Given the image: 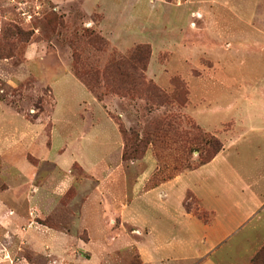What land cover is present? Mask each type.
Segmentation results:
<instances>
[{
    "label": "rangeland",
    "instance_id": "rangeland-1",
    "mask_svg": "<svg viewBox=\"0 0 264 264\" xmlns=\"http://www.w3.org/2000/svg\"><path fill=\"white\" fill-rule=\"evenodd\" d=\"M30 44L37 45V52L27 58ZM138 45L151 51L144 75L167 97L165 103L146 100L140 88L130 95L101 88V108L94 107V98L80 82L49 73L57 66L74 74V66L80 73L101 71L108 60L127 56ZM0 104L9 110L0 115V136L21 131L26 120L39 122L40 138L52 140L50 157L56 158L57 148L68 144L57 158L66 164L75 158L89 173L78 164L71 166L77 180L52 204L49 216L30 212L34 221L19 223L21 231L10 234L0 223V264H141L136 247L125 246L119 237H109L106 254L95 262L72 239L63 256L32 250L25 234L43 251L45 236L31 226L86 239L89 232L80 223H96L98 218H90L99 209L105 223L118 227L119 220L109 217L110 203L116 209L115 200L133 199L145 187L191 170L220 145L216 160L200 176L174 185L173 194L185 184L191 190L199 186L206 199L221 197L222 215L235 217L236 226L228 230L214 260L245 264L249 251L261 244L249 264H264V0H0ZM119 123L139 143L136 152L128 149L125 159L117 139ZM148 150L154 158L150 165L143 160ZM24 151L19 147L11 158L18 169L29 162ZM6 158L1 167L13 170ZM28 159L36 163L33 156ZM191 194L183 205L207 221L209 212ZM87 197L84 222L81 203ZM140 201L131 202L126 211L134 223L142 213L155 214ZM259 202L262 206L252 217L238 223ZM11 206L4 204L1 210ZM158 223L172 222L161 217ZM132 230L128 234L136 238ZM171 233L167 226L161 237L164 256L170 253ZM54 243L60 245L59 240ZM191 247L193 243H184L183 251Z\"/></svg>",
    "mask_w": 264,
    "mask_h": 264
},
{
    "label": "crops",
    "instance_id": "crops-1",
    "mask_svg": "<svg viewBox=\"0 0 264 264\" xmlns=\"http://www.w3.org/2000/svg\"><path fill=\"white\" fill-rule=\"evenodd\" d=\"M36 48L37 45L34 44L28 46L26 52L27 58L36 55ZM61 67L57 66L56 70L53 69L52 72L49 70V73L55 74L56 72L58 74L57 78L67 77L71 80H76V82H80V84L85 87L71 70L67 69L66 66ZM58 68L60 69L59 72ZM86 90L94 98V100H91L94 107L101 108V101H98L87 88ZM53 98L52 112L54 114L57 107V100L54 92ZM4 110L9 111L7 107L4 108L3 105L0 104V115L3 114ZM103 111L105 115L113 121L104 109ZM80 117L84 118L83 114H80ZM195 121L205 129L196 119ZM2 122L4 123V121L0 120V124ZM24 122L21 131L20 129H17L14 134H4V136H0V223L6 224L7 227H4L3 232L5 233L9 230L8 234H10V231L18 232V230H20V225H22L19 223H26V221L27 223H32L34 220L33 217L29 215L30 212L32 215L35 212L39 216H49L51 214L53 211L52 204L55 203V201H57L59 197L62 196L77 180L76 176L70 172L72 165L78 164L81 170L89 175V173L85 171L82 163L75 158H73L69 164H66L65 162L63 163L57 158L68 148V144L59 146L56 151V158H51L50 153L53 145L52 143L48 145V141L51 137L47 136L45 140L40 138L42 134L39 136L38 133L40 131L37 129V127L39 128L41 126L39 122L32 123L27 120ZM43 129L44 127H41L40 130ZM117 129L119 131L118 126ZM41 139L42 144H40ZM117 139L121 156L124 147L121 133L120 137H117ZM19 147H23L25 150L23 152L24 156L30 162V165H28V162L27 166L24 164L19 166L20 169L14 166V164L16 165L14 161H11V158L15 157V153L18 151ZM62 148L64 151H61ZM38 149H42V153L39 152L40 154H37ZM30 151H35L36 153L31 154ZM220 153L221 152H219L211 161L198 168L181 173L157 186L149 188L145 187L142 192H140L141 194H136L133 199H129L128 196H123L121 202L115 200L117 203V205H115L116 209L114 206L112 207L113 204L110 203L109 217H112V220H114V218L119 220L120 223H118V227L114 225L115 223H105V218H103L99 209L96 211L97 216L93 217L92 214L90 218L94 221L98 218V220L95 221L96 223H80V228L83 230L86 229L89 232L88 238L86 239L77 237L75 239V237H72L68 232L57 231L48 226L46 229L31 226V228L37 229L45 236L43 251L39 248V243L35 238L27 236L24 232L22 234H25V240H27L28 244L32 246V250L37 248L36 250L45 254L47 252H60L63 256L67 254V244H69L72 239L78 248L84 250L85 253L90 255L89 261L91 260L95 262H97L103 254H106V243H108L109 237L112 236L114 238H121L124 241L122 243L126 244L125 246L131 244V246H135L141 264H226V262H217L213 257L223 244L226 235L229 233L228 230L231 227L236 226L237 222L233 215H230L228 218L221 214L224 203L221 197H215L213 194V199H206L199 186H194L193 190H191L187 184H185L184 188H180L176 196L173 194L174 185L175 187L181 185V183L184 182V178L187 179L190 176H200L201 172L214 162ZM149 154L150 157H148ZM28 155L33 156L36 163L31 162L28 159ZM4 157H9L8 159H5L6 162L4 163H7L8 161V163L11 164V166L9 164L8 169L12 167L13 170H5L1 167V164L3 163L2 159ZM143 160L147 165L154 162V158L149 150ZM147 169L146 174H148L147 179H149V166H147ZM3 176L7 178L5 179ZM20 178L25 179L26 183L21 185L20 183L23 181H21ZM23 187L26 188L23 189ZM76 190L77 193H80L78 189ZM187 191H190L197 198L198 206L201 210L209 212L210 218L207 221H203L193 212L185 210L183 200ZM241 191L244 192V189ZM142 198L148 199L146 201ZM87 199L88 197L81 203L82 219L84 222V215L86 214L84 207L86 206L85 203ZM138 199H141V201L143 200V202L146 201V206L148 208L151 207L152 209L153 207L155 214H153V217L151 215L148 216V213L143 214L141 212L142 209L139 208V212L142 214L137 216L139 223H134L132 219L130 220V217L126 215V211L130 207L131 202ZM98 202L101 203V201ZM4 204H7L8 206L10 204L12 205V208L3 211L1 209ZM261 206L262 202H259L254 205V208L249 207L246 209L245 214L242 218H239L238 223H245ZM24 208L26 211H23ZM7 214H12V217L9 218ZM28 216L30 218H28ZM151 217L152 220H150ZM161 217L168 219L172 223H158V221H161ZM167 226L170 227L172 231L171 234L175 237L173 238V236H171L170 239L168 238L169 240H167V242L169 241L168 246L170 248V253L164 256L160 252L162 248L160 243L162 241V234L165 232ZM131 228H133L132 232L136 230L138 233L136 238L134 235L133 237L129 236L127 229ZM76 230H78V228H76ZM162 230L164 232H162ZM57 240H59L60 245H55L54 241L57 243ZM184 243H186L188 247L193 243V247L189 248L187 251H183ZM260 245L261 244H257L256 248H252V250L249 251L245 264H249L251 257L255 254Z\"/></svg>",
    "mask_w": 264,
    "mask_h": 264
},
{
    "label": "trees",
    "instance_id": "trees-1",
    "mask_svg": "<svg viewBox=\"0 0 264 264\" xmlns=\"http://www.w3.org/2000/svg\"><path fill=\"white\" fill-rule=\"evenodd\" d=\"M145 49L146 47L138 45L127 56H122L118 59L111 58L101 71L94 70L92 72L84 71V73H80L74 66L75 74L78 77L75 74L74 75L80 79V81L98 101H102L104 97L101 88H105L113 93H120L121 95H130L136 92V88H140V96H145L146 100L156 103V105L165 103L167 101V97L163 93L159 92L155 86H153L154 83L151 79H146L144 75V71H146L151 57L150 49L149 51L147 49L145 51ZM115 75L119 78L116 79L114 77ZM175 87L179 88V83H175ZM118 125L124 141L122 158L125 159L128 149H131L132 152H136L138 150L139 143L137 140L135 141V139L133 140L128 137L127 132L121 123ZM221 149L222 147L220 145L207 160L200 162L198 166L192 169L198 168L199 166L211 161L221 151ZM188 194H191V192L187 191L185 198ZM184 208L188 212L192 211V209L188 208L185 204Z\"/></svg>",
    "mask_w": 264,
    "mask_h": 264
}]
</instances>
